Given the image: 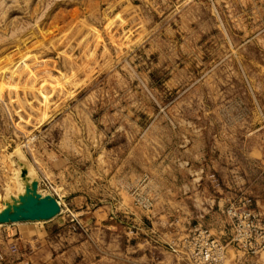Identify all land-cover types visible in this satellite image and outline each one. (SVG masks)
Returning <instances> with one entry per match:
<instances>
[{
  "label": "rangeland",
  "instance_id": "obj_1",
  "mask_svg": "<svg viewBox=\"0 0 264 264\" xmlns=\"http://www.w3.org/2000/svg\"><path fill=\"white\" fill-rule=\"evenodd\" d=\"M47 196L49 222L0 221V264H81L28 243L156 217L166 247L201 226L264 264V0H0V219Z\"/></svg>",
  "mask_w": 264,
  "mask_h": 264
},
{
  "label": "crops",
  "instance_id": "obj_2",
  "mask_svg": "<svg viewBox=\"0 0 264 264\" xmlns=\"http://www.w3.org/2000/svg\"><path fill=\"white\" fill-rule=\"evenodd\" d=\"M94 215L99 216L101 220H105L106 218L104 214L100 212H96ZM154 221L155 222H152V226L148 230L140 229V232L135 233L132 232V230L129 232L124 231L123 234L119 236L118 241L122 240V242L127 243V238L129 237L126 236L132 234V238L135 239L133 245L123 244L121 247H111L106 234L92 231L89 235L87 234L85 238L73 235V233H60L53 239H46L44 233L43 235L40 234L33 237L27 247H40L41 250L37 248V253H35V256L38 258L42 255L49 256L53 253L59 254L58 256H61V258H65L73 252V258H79L81 264H92L91 262L95 260L93 258L94 250L98 252V258L94 261L96 264H99V260H107L111 262V264H185L175 262L171 257L172 255L170 256V254H168L166 247V244H168L176 236L175 234L179 232L173 233V231L169 229V226H166V222L161 221L159 217H156ZM22 228L26 230V227ZM30 229L23 231L24 234L27 235L30 233ZM38 231L40 232L42 229ZM188 231L189 229H187V232ZM180 234L182 233L180 232ZM49 247L52 248L50 249ZM60 247L71 248L63 251L62 249L59 250ZM231 254L232 255L229 253L227 257L228 264H238L239 253L231 251Z\"/></svg>",
  "mask_w": 264,
  "mask_h": 264
},
{
  "label": "built area",
  "instance_id": "obj_3",
  "mask_svg": "<svg viewBox=\"0 0 264 264\" xmlns=\"http://www.w3.org/2000/svg\"><path fill=\"white\" fill-rule=\"evenodd\" d=\"M240 210V215L232 211L231 208L227 212L230 219L235 221L233 228L235 232L234 240L243 237V229L245 226L249 227L248 223L243 224L244 222H241V219L246 222L250 219V213L246 210V203H242ZM167 249L187 264H224L225 262V245L221 244L206 228L201 226L193 227L179 239L172 241Z\"/></svg>",
  "mask_w": 264,
  "mask_h": 264
},
{
  "label": "water",
  "instance_id": "obj_4",
  "mask_svg": "<svg viewBox=\"0 0 264 264\" xmlns=\"http://www.w3.org/2000/svg\"><path fill=\"white\" fill-rule=\"evenodd\" d=\"M28 200L29 201L27 203L23 202V204H25L24 205L26 210L25 212L15 211L14 215H9L7 213L1 217L0 221H11V222L24 221V220L48 221L51 218H53L58 212L59 207L57 205V202L50 197H45L43 199H39L38 197L37 200L35 199H28Z\"/></svg>",
  "mask_w": 264,
  "mask_h": 264
},
{
  "label": "bare ground",
  "instance_id": "obj_5",
  "mask_svg": "<svg viewBox=\"0 0 264 264\" xmlns=\"http://www.w3.org/2000/svg\"><path fill=\"white\" fill-rule=\"evenodd\" d=\"M28 168H29V167H28ZM28 172H29V171H28ZM31 172H32V171H31ZM33 173H34V172H33ZM28 174H29V173H28ZM26 175H27V174H26ZM29 175H30V174H29ZM30 176H31V175H30ZM34 180H35V179H31L30 182H31V183H34ZM11 181H12V180H11ZM21 192H23V191H21ZM28 196H29V194H28V195H25V197H28ZM25 197H23L22 200H21V201H22V204H23V202H25V200H24ZM47 197H48V196H47ZM41 198H42V197H41ZM23 200H24V201H23ZM19 205H20L19 202H18L17 204L15 203V205H14L12 211H11V209H9L8 207H6L3 211H1V213H3L4 215L7 214V213H8L9 215H14L15 210H16V209H19V208L21 207V206H19ZM57 205H58V203H57ZM58 211H59V208H58ZM57 214H58V212L56 213V215H57ZM56 215H55V216H56ZM34 221H36V222H43V220H34ZM20 222H25V221H20ZM20 222L17 221V223H20ZM8 223H12V222H8Z\"/></svg>",
  "mask_w": 264,
  "mask_h": 264
}]
</instances>
